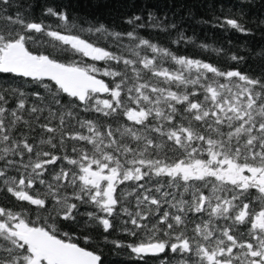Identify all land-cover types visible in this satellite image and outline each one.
<instances>
[{
	"label": "snow or ice",
	"instance_id": "obj_1",
	"mask_svg": "<svg viewBox=\"0 0 264 264\" xmlns=\"http://www.w3.org/2000/svg\"><path fill=\"white\" fill-rule=\"evenodd\" d=\"M13 4L0 0V188L17 203L0 205V264H103L80 243L101 228L144 264H264V46L259 72L240 55L222 69L142 38L139 16L85 29L45 6L60 31Z\"/></svg>",
	"mask_w": 264,
	"mask_h": 264
},
{
	"label": "trees",
	"instance_id": "obj_2",
	"mask_svg": "<svg viewBox=\"0 0 264 264\" xmlns=\"http://www.w3.org/2000/svg\"><path fill=\"white\" fill-rule=\"evenodd\" d=\"M61 5H70L75 23L85 29L103 23L110 31L126 32L133 27L126 21L139 16L141 19L137 23L145 26L137 28V33L142 38H151V42L160 47H168L174 54L211 61L222 69L235 68L237 62L228 57L240 55L245 57L239 64L241 69H247L249 72L260 71V65L255 62L256 56L252 55V52L256 49L258 54L260 46H264V0H14L11 11L15 14L18 9L21 14L27 13L30 18L36 20L43 19L53 30L62 31L57 27L60 24L57 18L42 16L45 6L60 10ZM150 15L154 19H150ZM229 18L237 19L249 31L242 33L232 29L225 23ZM157 24L161 26L157 27ZM78 34L101 46L112 43L103 36L89 35L86 32ZM42 40L50 41V38L42 37ZM124 41L127 43L126 36ZM39 50L57 51L50 44L40 46ZM225 53L227 55H224ZM144 54L153 55L150 51L142 53ZM60 58L93 63L88 58L71 52L64 53ZM102 64L103 62H97L98 67ZM103 79L106 82L109 80L107 77ZM23 87L26 91L31 90L30 85L25 84ZM39 132L37 128V135ZM16 203L0 188V205L15 206ZM23 206L28 207L26 203ZM35 215L33 212L32 217L35 218ZM102 234V228L94 233L97 243L86 245L82 238L80 243L102 253L103 264H144L135 258L134 254H130L129 250L117 249L110 243H103ZM109 239L133 242L134 238L115 231ZM148 264H153V261L149 260ZM155 264H159V261Z\"/></svg>",
	"mask_w": 264,
	"mask_h": 264
}]
</instances>
